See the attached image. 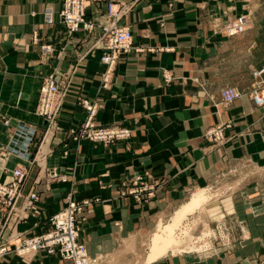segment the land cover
Here are the masks:
<instances>
[{
    "label": "crops",
    "instance_id": "0c3cea01",
    "mask_svg": "<svg viewBox=\"0 0 264 264\" xmlns=\"http://www.w3.org/2000/svg\"><path fill=\"white\" fill-rule=\"evenodd\" d=\"M62 3L0 0V182H9L13 170L24 166V193L31 188L38 192V212L30 210L29 219L17 225L23 237L46 231L69 193L78 201L99 198L79 218L80 224L88 213L80 240L97 264H129L111 257L146 221L157 220L230 161L264 158V110L248 96L253 71L264 65V7L252 9L251 0H90L86 19L95 23L94 29L70 34L59 15ZM108 3L131 6L119 24L131 29L134 46L144 51L123 53L105 84V49L99 38ZM247 4L252 23L244 33L229 36L214 22L231 10L239 14ZM48 7L54 10L52 23L44 18ZM44 44L52 45V54H43ZM51 74L67 78L68 86L56 125L47 132L36 109L44 79ZM227 86L243 90L229 105L222 97ZM84 99L98 107L97 128L128 129L130 135L109 143L82 136L88 116ZM226 120L234 122L225 130L229 140L213 146L205 133ZM22 126L37 131L26 152L30 157L20 154L26 138L17 135ZM38 149V160L31 163ZM53 168L67 180L48 185L46 175ZM138 174L152 185L150 196H123ZM248 197L252 205L264 207V194ZM261 214L245 226L249 241L233 257L176 255L152 264H264ZM0 264L65 262L58 253L12 251Z\"/></svg>",
    "mask_w": 264,
    "mask_h": 264
},
{
    "label": "built area",
    "instance_id": "2783aa9c",
    "mask_svg": "<svg viewBox=\"0 0 264 264\" xmlns=\"http://www.w3.org/2000/svg\"><path fill=\"white\" fill-rule=\"evenodd\" d=\"M89 2L90 0H63L59 15L70 34L79 32L81 28L88 31L94 29L95 23L86 19V10ZM127 7L125 5L120 7L116 3H110L107 14L101 23L102 33L99 41L103 42L105 49L101 59L107 65L104 76L105 84L109 82L119 57L123 53H130L134 50L138 52L144 51L143 47L134 46L131 29L119 24L121 18L131 8V6ZM43 14L47 23L53 22L54 10L51 7H48ZM247 23L248 18L240 16L229 23L225 27V31L229 36L239 35L246 31ZM35 40H37V33H35ZM42 50L45 54H51L54 51L52 45H43ZM263 73L264 65L254 70V76L257 79ZM66 79L57 78L53 74L48 75L44 79L37 113L45 118L49 124L55 125L62 111L64 98L67 95L68 83ZM241 96L242 91L235 86H227L222 92L223 103L226 105ZM252 96L258 105L264 104V94L259 89L255 90ZM84 107L88 110V118L82 124L85 132L81 131L82 136L87 137L89 140L109 143L115 138L130 135L128 129L97 128L95 116L98 107L96 103L85 100ZM230 126L231 123H220L209 129L206 137L210 141L219 140L224 142L225 130ZM74 131L76 129H73ZM36 134L35 128L29 127L26 129L24 126L19 128L17 135L26 136L21 155L30 157V153L27 154L26 152L34 142ZM11 150L18 152L17 149ZM32 162L33 159L31 160ZM27 174V168L24 166L17 167L13 170V177L9 182H0V259L12 251L19 254L46 251L52 255L60 254L65 264H92V257L88 253L87 246L80 240L81 227L79 218L84 214L87 206L91 204L88 200H75L72 197V193H69L64 209L50 217L49 227L46 231L31 237H23V233L17 230L19 222L29 219L27 213L30 210L35 213L38 212L35 204L38 200L37 191L31 188L27 194L24 193ZM46 179L48 182L67 180L57 168L47 172ZM132 183V187L124 189L122 194L129 193L134 195L136 199H141L144 193L149 195L152 193V185L145 181L144 176L138 175Z\"/></svg>",
    "mask_w": 264,
    "mask_h": 264
},
{
    "label": "rangeland",
    "instance_id": "374dc122",
    "mask_svg": "<svg viewBox=\"0 0 264 264\" xmlns=\"http://www.w3.org/2000/svg\"><path fill=\"white\" fill-rule=\"evenodd\" d=\"M246 1L247 0H242V4H244V2ZM251 1H252V9L255 8L257 5L264 7V0H251ZM109 4L110 3H108V5ZM241 7L242 8L240 9L241 11L239 12V14L230 13L232 11L231 10L229 12H225V14L223 15H217L218 17H214L213 18L214 22H217V24H219V26H221L225 32V27L229 23L236 20L240 16H246L248 18V23L246 26L248 29L250 23H252V17H251L252 14L250 13L251 8L248 6V4L246 7L243 6ZM262 13L263 11L260 10V14ZM34 39H35V34H34ZM100 43L103 45L102 41H100ZM44 45H50V44H44ZM41 51L43 52L42 47H41ZM43 54L45 53L43 52ZM253 77H254V81L250 85L251 90L249 91L248 96L251 98V100L256 105V107H259L264 110V104L258 105L254 101L252 96L253 92L257 89H259L260 92L264 94V79H263L264 73L260 78L257 79V77L254 76V71H253ZM241 91L243 93V90ZM40 96H41V90H40ZM40 96H39V102H40ZM84 101L85 99L82 100L83 107H84ZM222 122L231 123L230 127H232V125L234 124L232 120H226ZM53 127H54L53 124H49L47 122L46 131L49 132V129ZM211 128H213V126L209 127L207 131ZM81 131L84 132V127L81 128ZM207 131L205 133V136L207 134ZM82 132H80L81 135ZM228 140L229 137H227L225 134L224 142H221L219 140L211 141V142L212 145L215 146V145L225 144L226 142H228ZM223 147H224L222 150L223 157H226L229 153L226 147L225 146ZM38 150L35 152V155L33 156V160L37 159ZM227 166L228 167L222 170L220 173L213 174L207 180L206 185L202 187H193V189H191L187 193L183 201H181L178 205H174L170 209H165L164 213L160 217H158L157 220L146 221L142 225V227H140V229L137 230L135 234H133V236L131 235L127 239L122 240V242H120L118 246L119 248L118 251H120V253L117 251L116 254L112 255L111 257L112 260L119 262L124 261L129 264H149L146 261V258L150 252V241H151V237L153 236L152 234H154V232L156 231L159 222L162 220L163 223H168L171 220L172 216L175 214L176 210L181 206V204H183V202L184 203L187 202L190 199L191 195L195 191L201 188H206L208 189V191H210V193L213 194V197L211 198L212 200L210 199L206 206H203L201 209L197 210L196 213L190 215L185 225L188 224L189 226H191L188 227L191 230L192 236L196 238L194 241H197L199 237L201 238L202 236H204V233L206 231L208 232L210 229L211 235L206 237L204 241H199L198 242L199 244H197L199 246H201L202 244L205 245L204 248L202 249L203 251L202 250L192 251L191 249L187 250L185 248L181 253H176V254L170 253L165 257L176 256V255L177 256L193 255L194 257H198V258L199 257L205 258L212 256H225V257L235 256L237 254V251L243 248L242 245L247 241H249V239L244 236L245 226L252 223L253 221L254 224L255 219L258 220L263 217L262 216L263 214L261 213L264 211V207L259 206L257 204L252 205L251 202L248 200V198H250L248 197V194L252 196L254 192H258V191L262 194V196L264 194V158H259V159H255L253 157L242 158L240 161H230V163H228ZM138 175L144 176L143 174H138ZM138 175H136L134 179ZM134 179L129 181L130 186L131 184H133L132 182L134 181ZM46 182L48 185L52 186L55 183H58L59 181L48 182L46 179ZM123 185L127 187V184L123 183ZM122 195L133 196L134 198H136L134 195L129 193ZM241 198L244 199L245 202ZM84 200H88L89 203H91L87 206L89 212L92 211L91 208L96 202H99L100 199L96 198L94 200H91V198H89ZM87 214L85 217H83L84 220H82V223L86 220ZM82 223H80L81 229H83V225H84V223L83 224ZM261 223L258 222L257 226L261 227ZM190 240L191 239L187 241L186 243L187 245L191 244ZM262 263L263 262H259L258 264H262Z\"/></svg>",
    "mask_w": 264,
    "mask_h": 264
},
{
    "label": "bare ground",
    "instance_id": "6f19581e",
    "mask_svg": "<svg viewBox=\"0 0 264 264\" xmlns=\"http://www.w3.org/2000/svg\"><path fill=\"white\" fill-rule=\"evenodd\" d=\"M212 197L213 194L208 189H198L191 195L187 202L183 203L176 210L168 223H163L162 220L159 222L150 241V252L146 258L149 264L159 261L170 253H181L185 248L187 250L191 249L192 251H201L204 248L205 245L202 244L199 246L197 244H199V241H204L206 237L211 235L210 229L204 233V236L194 241L196 238L191 234L189 228L191 226L188 224L185 225V223L188 221L190 215L196 213L203 206H206ZM189 239H191V244L187 245L186 243ZM91 262L92 264H97V258H92Z\"/></svg>",
    "mask_w": 264,
    "mask_h": 264
}]
</instances>
